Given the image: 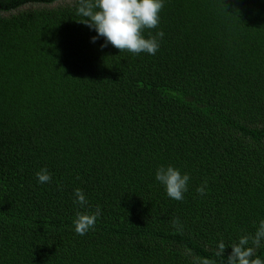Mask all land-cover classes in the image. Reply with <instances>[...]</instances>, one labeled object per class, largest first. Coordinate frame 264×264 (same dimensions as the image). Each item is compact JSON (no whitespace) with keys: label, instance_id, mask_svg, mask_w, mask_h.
<instances>
[{"label":"trees","instance_id":"obj_1","mask_svg":"<svg viewBox=\"0 0 264 264\" xmlns=\"http://www.w3.org/2000/svg\"><path fill=\"white\" fill-rule=\"evenodd\" d=\"M59 1L0 0V264H226L264 219V0H164L155 55L101 47Z\"/></svg>","mask_w":264,"mask_h":264},{"label":"clouds","instance_id":"obj_2","mask_svg":"<svg viewBox=\"0 0 264 264\" xmlns=\"http://www.w3.org/2000/svg\"><path fill=\"white\" fill-rule=\"evenodd\" d=\"M164 7V0H77V14L84 17L80 22L94 28L97 36L92 37L95 42L97 37H104L105 42L101 47L111 44L120 52H131L139 55L144 52L155 55L160 44L157 39L163 38V31L155 35L149 34L146 38V29H155L160 23V12ZM38 182L51 181V174L47 168H41L36 173ZM155 178L164 185L167 195L174 200H183L190 179L187 173H181L172 165L161 166L156 170ZM207 181L198 187L196 191L200 195L206 193ZM75 200L82 207L87 204L85 193L82 189L74 190ZM101 215L99 206L95 212H77L73 221L78 235H85L93 229L97 218ZM174 227L179 226L178 218L173 222ZM251 240L253 246H249ZM264 240V219L259 221V226L254 236L243 235L237 243L231 244V253L227 257L226 264H264V259L256 255V247ZM226 245L220 241L215 255L224 256ZM201 264H216L215 260L203 258Z\"/></svg>","mask_w":264,"mask_h":264},{"label":"rangeland","instance_id":"obj_3","mask_svg":"<svg viewBox=\"0 0 264 264\" xmlns=\"http://www.w3.org/2000/svg\"><path fill=\"white\" fill-rule=\"evenodd\" d=\"M69 1H71V0H61V1H59L60 3H65V2H69ZM53 4H55V3H53Z\"/></svg>","mask_w":264,"mask_h":264}]
</instances>
